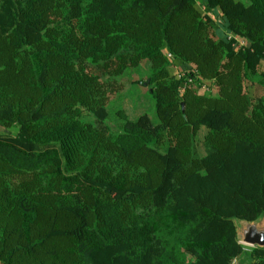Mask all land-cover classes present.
I'll list each match as a JSON object with an SVG mask.
<instances>
[{"label": "trees", "instance_id": "1", "mask_svg": "<svg viewBox=\"0 0 264 264\" xmlns=\"http://www.w3.org/2000/svg\"><path fill=\"white\" fill-rule=\"evenodd\" d=\"M143 59L157 122L81 118L103 121ZM253 81L264 0H0V124L17 127L0 132V264H264L235 225L264 217Z\"/></svg>", "mask_w": 264, "mask_h": 264}, {"label": "rangeland", "instance_id": "2", "mask_svg": "<svg viewBox=\"0 0 264 264\" xmlns=\"http://www.w3.org/2000/svg\"><path fill=\"white\" fill-rule=\"evenodd\" d=\"M245 3L248 0H243ZM209 16L211 17L210 13ZM219 16L214 18L217 21ZM237 39V44H242L244 42L243 38L240 36H235ZM147 59H143L141 63L137 66L128 67L123 73L116 76V78L122 82V88L113 94H111L110 100L106 105L107 108V116L106 118L99 122L97 121L93 114L83 109L81 118L85 121H90L97 126L106 127L110 133H116L122 128L123 118H121L117 111L119 109H123L128 118H136V116L142 112H145L149 115L150 119L153 123L158 121V117L155 110V101L154 97L149 90L148 86V75L150 73V66L147 62ZM181 66L177 64H172L171 71L173 73H181ZM185 71V70H184ZM200 92L203 91H213L211 85H209L208 81L203 82L198 89ZM264 88L257 84V82L253 81L250 91L251 94L256 97L259 94L264 97ZM16 126H11L10 128H3V131H16ZM202 132L203 128L200 130L199 135L197 136V147L200 152L203 151L202 149ZM156 145V144H154ZM158 147L163 151L166 149L167 144L161 143L157 144ZM241 242V241H240ZM246 246H251L249 244L243 243ZM233 264H241V260L239 258L233 259Z\"/></svg>", "mask_w": 264, "mask_h": 264}, {"label": "water", "instance_id": "3", "mask_svg": "<svg viewBox=\"0 0 264 264\" xmlns=\"http://www.w3.org/2000/svg\"><path fill=\"white\" fill-rule=\"evenodd\" d=\"M183 105V103H181ZM3 126L0 124V132H3ZM237 236L241 243L251 246H264V217H258L253 220L235 219Z\"/></svg>", "mask_w": 264, "mask_h": 264}, {"label": "built area", "instance_id": "4", "mask_svg": "<svg viewBox=\"0 0 264 264\" xmlns=\"http://www.w3.org/2000/svg\"><path fill=\"white\" fill-rule=\"evenodd\" d=\"M166 54H167V56H170V55H171V53H170V52H166Z\"/></svg>", "mask_w": 264, "mask_h": 264}]
</instances>
